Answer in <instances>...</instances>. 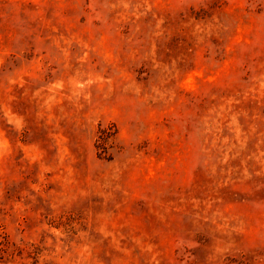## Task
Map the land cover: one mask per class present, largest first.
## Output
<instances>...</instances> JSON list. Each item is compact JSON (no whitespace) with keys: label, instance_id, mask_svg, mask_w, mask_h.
Here are the masks:
<instances>
[{"label":"rangeland","instance_id":"obj_1","mask_svg":"<svg viewBox=\"0 0 264 264\" xmlns=\"http://www.w3.org/2000/svg\"><path fill=\"white\" fill-rule=\"evenodd\" d=\"M0 264H264V0H0Z\"/></svg>","mask_w":264,"mask_h":264}]
</instances>
